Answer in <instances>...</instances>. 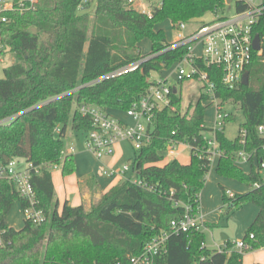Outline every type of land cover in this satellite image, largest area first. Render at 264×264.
<instances>
[{
    "label": "trees",
    "instance_id": "obj_1",
    "mask_svg": "<svg viewBox=\"0 0 264 264\" xmlns=\"http://www.w3.org/2000/svg\"><path fill=\"white\" fill-rule=\"evenodd\" d=\"M160 3L146 13L126 0H38L32 9L6 14L8 22L0 26V53L9 52L14 61L0 80V163L24 159L39 169L37 174L32 172L30 182L44 221L25 220L21 229L10 227L6 219L13 206L19 203L24 209L27 204L11 182L0 180V230H4L0 264H128L129 257L138 255L171 220L182 218L186 206L193 213L198 211L196 196L209 172L206 161L193 155L188 164L164 162L162 153L171 142L198 149L204 145L206 130L201 126L209 104L203 93L185 114L179 93L171 94L170 106L156 113L151 142L134 151L131 160L132 173L141 185L128 178L110 188L88 211L84 205L73 207L66 201L58 212L49 171L60 163L62 176L75 171L73 155L66 153L62 158L68 122L74 132L93 129L91 119L81 116L78 106L125 113L152 84L148 80L152 72L168 70L186 56V45L172 47L167 42L162 23L186 24L225 6V0ZM234 7L236 13L248 8L237 0ZM250 33L253 38L259 36L261 51L252 52L247 86L229 90L222 85L221 69L195 60L214 83L220 105L230 102L241 111L244 121L239 128L248 132L247 150L262 144L256 128L264 124V12ZM144 39L150 41L151 51L142 56ZM134 63H138L134 71L105 77ZM234 120L229 112L226 123ZM216 139L225 154L216 164L217 175L250 188L232 196L221 188L228 215L249 203L260 209L242 239L251 249L239 251L226 242L221 251L209 250L204 233L192 230L170 236L167 253L157 264H243L244 253L264 248V182L252 188L260 174L235 164L232 155L241 148L236 138L230 140L219 132ZM94 184L93 178L86 182L91 190Z\"/></svg>",
    "mask_w": 264,
    "mask_h": 264
},
{
    "label": "built area",
    "instance_id": "obj_2",
    "mask_svg": "<svg viewBox=\"0 0 264 264\" xmlns=\"http://www.w3.org/2000/svg\"><path fill=\"white\" fill-rule=\"evenodd\" d=\"M126 1L128 4L133 5L139 0ZM226 1L225 6L228 5ZM237 1L244 2L248 8L244 12L236 13L231 18L221 17L218 15L220 9H217L214 11L215 19L212 22L201 26L188 36L179 34L177 40L173 42L172 47L187 46L186 56L176 63L177 80L181 82L192 79L199 80L202 84L203 94L208 97L206 103L215 105V115L211 127H206L205 122L201 126L206 130L203 132L204 145L201 149L194 148L188 143L171 142L162 153L163 160L165 156L167 157L166 154L176 152L180 146H184L191 157L195 155L203 158L210 170L213 165L217 164L219 158L225 155L216 139V134L224 132L229 112L225 111L224 105H220L214 92L215 85L210 81L208 73L201 71L195 65V60H201L208 67L221 69V82L225 88L233 90L241 84L242 75L250 64L253 52L251 26L256 22L258 16L264 12V0H260L257 4H253L252 0ZM37 2L38 0H0V26L8 22L7 13L32 9ZM85 2L87 0H83V3ZM233 2L235 0H231L229 4ZM184 25L185 23H180L176 26V29L181 32L184 30ZM184 65L188 68L185 69ZM137 67L138 63H134L105 77H115L134 71ZM151 82L152 84L142 95L138 104H135L124 113L130 123L116 118L107 110L95 106L80 105L77 107L81 116L89 117L93 123V129L85 133L84 148L97 160L112 158L116 153V145L120 143H130L134 151L139 152L151 142L156 113L170 106V95L178 93L177 89L167 79H158ZM174 90H176L175 93H173ZM55 131H57V128H55ZM256 134L262 139V144L260 147L253 146L250 150H247L246 147L249 145L248 132L238 127L235 138L241 148L232 155L237 166L248 172L254 169L260 174V181L255 183L252 188H258L264 182V124L256 128ZM74 152L75 149L70 147L67 154L73 155ZM174 160H176L175 156L169 155L166 162ZM17 162V160H11L6 164L0 163V180L11 182L18 196L26 202L27 206L21 209L24 216L23 221L31 220L35 223H42L44 215L36 207V194L30 182L32 172L37 174L39 169L27 163L26 168L19 170L16 168ZM245 167L247 168L245 169ZM127 171L128 166L126 165L119 171L103 170L102 173L114 178L115 176H124ZM131 180L138 185L142 184L137 178ZM227 193L229 196L233 194ZM199 197L200 194L196 196L198 203ZM192 211L191 206H186L185 215L182 218L171 220L167 229L161 230L156 237L147 242L138 255L129 257L128 264H157V260L167 253V242L170 236H179L192 230L200 231L203 228V220L199 216V208L196 213ZM3 233L4 230H0V243ZM250 238L253 239V236L250 235ZM233 245L239 251L251 249L243 240L233 243ZM225 247L226 244L218 250L221 251Z\"/></svg>",
    "mask_w": 264,
    "mask_h": 264
},
{
    "label": "rangeland",
    "instance_id": "obj_3",
    "mask_svg": "<svg viewBox=\"0 0 264 264\" xmlns=\"http://www.w3.org/2000/svg\"><path fill=\"white\" fill-rule=\"evenodd\" d=\"M260 0H252L253 4H257ZM160 0H139L135 4L132 5L134 9H136L139 12H146L150 13L154 6H159ZM91 12H93L92 9H90ZM218 15L221 17L231 18L236 15L234 2L231 4H228L221 8L218 11ZM93 15H89L90 23L93 22ZM215 19V13L214 12H208L203 17L194 19L189 21L184 25L183 31H178L176 26H173V24L169 21H166L160 25V28L164 30L165 37L168 43H173L177 40L178 35L181 34L183 36H188L192 34L193 32L197 31L201 26L205 24H209ZM91 27V26H90ZM90 34V31H89ZM151 51V43L149 40L144 39L140 43V52L142 56H145ZM198 52V50H196ZM14 61L13 56L9 52H3L0 53V80L4 78V69L9 67ZM184 68L187 69L188 67L184 65ZM177 65H173L168 70H161L159 72H152L149 76V81H154L158 79H167L172 86H174L178 93L181 96V113L185 114L187 111H189V107L193 106L200 94L203 93L202 91V84L199 80L192 79L188 81H178L177 80ZM223 107H225V111L230 112L234 115L235 120L229 124L226 125L224 129V135L230 139L234 140L239 125L244 121V117L239 110L237 106H234L232 103H227ZM115 116H119L121 118H125L124 113H115ZM214 115H215V105L210 104L204 114V122L206 127H211L214 123ZM84 140H85V134L82 132H74L71 130V124L70 121L68 122L67 126V133L64 138V148L62 153V158L66 153H68L70 147H73L75 149V152L73 153V157L75 159V171L68 175V176H62L61 173V163L59 165H54L50 167L49 171L52 175V178L55 183V198L57 197L60 199V201L63 200L65 195H67V199L70 200V205L76 206L79 205L78 203V193H77V184L76 180L79 179V177L86 171L87 167L90 166L93 163L92 158L86 154L87 152L84 148ZM116 153L112 158H104L101 160H96L99 163L102 164L103 168L99 170L97 173L101 178L102 177H108L102 173L103 170H112L114 172L119 171L123 168V166H128V171L124 176H115L113 179H120L125 180L128 178L136 179V176L132 173L131 169V160L134 157V149L130 145V143L123 142L118 145H116ZM119 150V151H118ZM164 162L168 160L169 155L175 156L176 160L181 164H188L191 160V156L188 152V150L184 146H180L176 152H170V154H166ZM109 163L104 164L105 161ZM16 168L19 170H22L26 168L27 163L24 159H18L17 160ZM212 167V171H213ZM246 169V167H245ZM209 172V175L211 174V171ZM110 178V177H108ZM212 182L216 189L220 191V186L222 185L223 188L232 189L233 191H242L244 188L240 185H230L226 181H216L212 179ZM219 183V184H218ZM236 189V190H234ZM102 195L98 196H92L91 198L87 199L84 203L85 209L88 211L90 210L93 203L97 202ZM220 203V210L221 212H224V214H221L219 217V220L213 225L212 227L208 229H204V236H205V244L209 248V250L213 249H219L223 248L225 246L226 242L236 243L242 239L238 238L237 235V224L231 219L232 216L237 213L238 219L242 221L243 219L249 217L252 215L255 210L258 213L259 207L254 204H245L235 213L229 214L227 213L228 209L226 206H223V203L220 202V199L218 200ZM217 201V202H218ZM23 211L21 210V207L19 203H16L11 211L9 212L7 216V223L11 227L15 229H21L23 227ZM240 239V240H239ZM261 254V255H260ZM260 255V258H257V256ZM264 261V252H246L243 256V264H253L255 261Z\"/></svg>",
    "mask_w": 264,
    "mask_h": 264
},
{
    "label": "crops",
    "instance_id": "obj_4",
    "mask_svg": "<svg viewBox=\"0 0 264 264\" xmlns=\"http://www.w3.org/2000/svg\"><path fill=\"white\" fill-rule=\"evenodd\" d=\"M112 114L114 115L115 113H112ZM115 117L119 118L125 122L130 123V120L127 117H126V119L121 118L119 116H115ZM85 153L88 154L92 158L93 163L90 166H88L86 171L79 177V179L76 180V184H77L76 189H77V193H78V200L77 201H78L79 205H84L85 201L87 199L91 198L92 196L97 195V197H98L100 195H103L110 188H112L113 186H115L116 184H118L119 182L122 181L120 179H113V178H108V177H102L101 178L97 173L99 172V170L101 168H103L102 164L99 163L98 161H95L94 160L95 157L93 155H91L89 152H85ZM73 159H74V157H73ZM74 163L76 164L75 159H74ZM107 163H109L108 160L104 162V164H107ZM213 167H214L213 171L211 170L212 167L210 168V170L212 171L211 174L209 175V172H210V170H209V172L206 176L205 184H204V186L200 192V197H199V216L203 220V228L201 229L202 232L204 229H208V228L212 227L211 225H213V223H215L219 220L220 215L224 214V212H221V210H220L221 209L220 203L218 201L220 199V202L223 203V198H222L223 196H222V189H221L223 186L219 185L220 191H218L216 189V187L214 186L212 179H214L216 181H219V180L226 181L230 185L236 184V185H240L244 188L242 191H237L236 189H234L236 191H233L232 189L224 188L229 193L243 194V193H246L250 190L249 187H247L246 185H244L242 183H239L235 180L220 177L216 173V164L213 165ZM90 178H93V180L95 181V184L92 186L93 187L92 190L86 185L87 180H89ZM52 182H53V187H54V192H55L56 188H55V183H54L53 178H52ZM57 201H58V205H59L58 212H61V209H62L64 202L67 201L70 204V200L67 199V195H65V197L63 198L62 201H60V199L57 197ZM79 205H76V206H79ZM71 206H73V205H71ZM73 207H75V206H73ZM237 213L238 212H236L232 216L231 219L238 225L237 231H236L237 235L239 236L238 238L243 239L245 232L247 231V229L250 227V225L252 224V222L254 221L256 216L258 215L259 210H258V213L255 210V212L252 215L243 219L242 221H240V219L236 218ZM205 247L208 248L206 246V244H205ZM213 250H217V249H213ZM253 252H264V248L255 250ZM260 255H258L257 258H260ZM253 264H264V261H262V260L261 261H255V263H253Z\"/></svg>",
    "mask_w": 264,
    "mask_h": 264
},
{
    "label": "water",
    "instance_id": "obj_5",
    "mask_svg": "<svg viewBox=\"0 0 264 264\" xmlns=\"http://www.w3.org/2000/svg\"><path fill=\"white\" fill-rule=\"evenodd\" d=\"M231 2V0H227L226 3L229 4ZM252 49L254 52H260L261 51V43H260V38L259 36H254L253 40H252ZM248 78H249V73L246 71L244 72V74L242 75V79H241V84L243 86H247L248 85ZM176 90L173 91V93H175Z\"/></svg>",
    "mask_w": 264,
    "mask_h": 264
}]
</instances>
